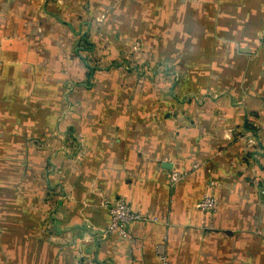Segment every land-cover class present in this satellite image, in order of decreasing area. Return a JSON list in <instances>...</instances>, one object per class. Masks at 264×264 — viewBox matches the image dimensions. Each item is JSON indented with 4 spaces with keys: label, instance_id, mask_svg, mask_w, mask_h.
Instances as JSON below:
<instances>
[{
    "label": "crops",
    "instance_id": "obj_1",
    "mask_svg": "<svg viewBox=\"0 0 264 264\" xmlns=\"http://www.w3.org/2000/svg\"><path fill=\"white\" fill-rule=\"evenodd\" d=\"M0 264H264V0H0Z\"/></svg>",
    "mask_w": 264,
    "mask_h": 264
},
{
    "label": "built area",
    "instance_id": "obj_2",
    "mask_svg": "<svg viewBox=\"0 0 264 264\" xmlns=\"http://www.w3.org/2000/svg\"><path fill=\"white\" fill-rule=\"evenodd\" d=\"M249 143L254 144L253 140H248ZM187 171H180L174 169L171 172L170 179L172 183H176L187 176ZM101 205L106 207L110 214V224L108 232H117L123 237L131 238L128 231V226L136 221H147L151 219L144 213L132 208L128 200L124 196L113 199H103ZM198 208L202 212H215L217 210V200L210 194L206 193L197 203ZM166 258H163L165 261Z\"/></svg>",
    "mask_w": 264,
    "mask_h": 264
}]
</instances>
